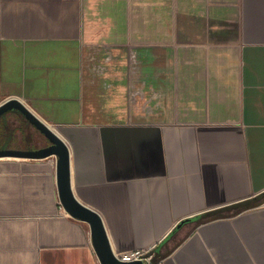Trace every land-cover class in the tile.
<instances>
[{"label":"crops","instance_id":"obj_1","mask_svg":"<svg viewBox=\"0 0 264 264\" xmlns=\"http://www.w3.org/2000/svg\"><path fill=\"white\" fill-rule=\"evenodd\" d=\"M14 97L67 143L115 253L264 264V0H0ZM56 161L0 157V264H101Z\"/></svg>","mask_w":264,"mask_h":264},{"label":"water","instance_id":"obj_2","mask_svg":"<svg viewBox=\"0 0 264 264\" xmlns=\"http://www.w3.org/2000/svg\"><path fill=\"white\" fill-rule=\"evenodd\" d=\"M11 111H18L28 123L49 140V144L34 149L0 148V157L41 159L56 156L60 202L72 217L89 224L93 245L101 264H143L141 261L126 262L120 260L112 249L102 217L75 196L71 183L70 150L65 140L20 99L14 97L0 103V118ZM189 220L191 219H184L182 223Z\"/></svg>","mask_w":264,"mask_h":264},{"label":"rangeland","instance_id":"obj_3","mask_svg":"<svg viewBox=\"0 0 264 264\" xmlns=\"http://www.w3.org/2000/svg\"><path fill=\"white\" fill-rule=\"evenodd\" d=\"M5 121L10 123V127L12 128L9 137L5 141L0 142V147L2 149L12 148L16 146L14 142H12L13 131L15 132V136L17 137L20 144H32L36 147H42L49 144V140L41 134L36 128H34L30 123H28L25 118L19 114L18 111H11L10 113H6L2 116ZM8 127V126H7ZM28 137V138H27ZM27 145H25L26 147ZM263 201H259L258 204L263 203Z\"/></svg>","mask_w":264,"mask_h":264},{"label":"built area","instance_id":"obj_4","mask_svg":"<svg viewBox=\"0 0 264 264\" xmlns=\"http://www.w3.org/2000/svg\"><path fill=\"white\" fill-rule=\"evenodd\" d=\"M63 210L68 215H70L64 208ZM152 251H153V247H144V248H136L126 251H121L115 254L120 260L126 262L141 261L143 264H165V259L156 260L155 255Z\"/></svg>","mask_w":264,"mask_h":264},{"label":"trees","instance_id":"obj_5","mask_svg":"<svg viewBox=\"0 0 264 264\" xmlns=\"http://www.w3.org/2000/svg\"><path fill=\"white\" fill-rule=\"evenodd\" d=\"M8 113H9V112H8ZM19 114H20V113H19ZM25 120H26V119H25ZM26 121H27V120H26ZM2 128H4L3 125L0 127V131H1ZM34 148H38V147L33 146L32 149H34ZM24 149H29V148L26 147V148H24ZM262 199H264V194L261 196V199H260L259 201H263ZM259 201L255 202L254 205H255V204H258ZM260 203H261V202H260ZM217 216H219L218 213H213V214H210V215L197 216L196 219H195V221H196L197 223H203V222H206V221H208V220L214 219V218H216ZM191 220H193V219H191ZM189 221H190V220H189Z\"/></svg>","mask_w":264,"mask_h":264},{"label":"flooded vegetation","instance_id":"obj_6","mask_svg":"<svg viewBox=\"0 0 264 264\" xmlns=\"http://www.w3.org/2000/svg\"><path fill=\"white\" fill-rule=\"evenodd\" d=\"M6 125H8L10 127V123L8 121H5ZM2 126V124H0V127ZM28 138V137H27Z\"/></svg>","mask_w":264,"mask_h":264},{"label":"bare ground","instance_id":"obj_7","mask_svg":"<svg viewBox=\"0 0 264 264\" xmlns=\"http://www.w3.org/2000/svg\"><path fill=\"white\" fill-rule=\"evenodd\" d=\"M56 132V131H55Z\"/></svg>","mask_w":264,"mask_h":264}]
</instances>
